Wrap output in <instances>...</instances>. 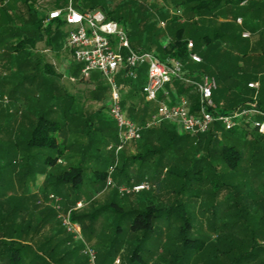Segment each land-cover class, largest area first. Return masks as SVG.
Wrapping results in <instances>:
<instances>
[{
	"label": "rangeland",
	"instance_id": "rangeland-1",
	"mask_svg": "<svg viewBox=\"0 0 264 264\" xmlns=\"http://www.w3.org/2000/svg\"><path fill=\"white\" fill-rule=\"evenodd\" d=\"M243 1L248 2L245 7L241 6ZM73 5L79 11H90L95 6L105 8L111 18L119 21L126 29L135 50L153 52L162 58L164 46L175 40V34L181 30L185 39L194 40L197 54L207 59L203 65H193L191 70L202 69L208 76L216 78V95L220 101L226 98L225 85L228 84L221 81H225L230 69V74L241 83L236 93L232 94L233 97L238 96L239 91L251 98L259 93L247 87L248 82L260 80L258 75L249 74L240 68L232 69L234 63L230 64V61L215 62L214 51L231 49L230 43L223 38L240 46L258 39L264 43V32L259 31L262 26L255 24L257 13L264 12L263 0H221L215 10L208 9L198 14H190V6L184 0H73ZM27 7V0H0V218L3 212L11 211L15 204L21 209H28L15 221L21 225V241L29 243L33 253L41 257V264H101L100 253L110 251L121 216L111 214L110 211L99 216L96 221L91 216L113 201L124 212H128L143 210L151 204L169 207L178 199V205L184 204L190 215L188 217L193 220L194 237L204 239L208 249L215 245L223 249L220 241L230 231L223 224L237 220L234 217L237 211L235 203H238L242 213L256 217L255 221L252 220L254 233L262 231L264 184L257 173L264 168V135L257 131L243 135L221 129L211 140L207 134L191 137L181 132L176 125L166 123L153 129L155 132L144 135L140 141L129 143L120 153L125 157L141 155L150 159L144 165L139 160L131 162L129 174L133 184L149 182L154 189L123 197L116 188L107 187V184H93L95 170H110L118 164L116 161V165L112 164L113 152L108 150L109 146L115 144L112 140L117 138V127L109 115L111 87L97 71L91 73L90 79L83 80L80 74L82 65L73 61L70 76L60 75L63 74L62 49L67 48L71 27L61 26L57 30L52 28L54 34L48 44V36H41L48 26L43 24L42 29L36 27V21L42 13L40 15L37 11H29ZM167 8L168 11L165 10ZM238 17L243 18V26L237 24ZM244 29L252 32V39L241 38ZM26 37L36 39V46L32 48L26 44L24 49L14 52L13 46ZM46 65L53 67L59 76H49L45 72ZM226 66L229 67L227 71L226 68L223 70ZM146 77L147 66L144 65L137 83L144 84ZM119 81L122 87L132 84L135 87L136 84ZM125 89L123 107L130 117L137 113L130 106L132 96H138L140 103H144V99L138 90L134 94L130 88ZM260 100L264 101V90ZM226 103L219 104L221 107L217 105L218 109L228 111L230 106ZM17 107L21 116L14 110ZM43 114H46L47 119L60 123L61 130L57 138L67 150L59 162L60 166L54 169L45 170L42 162L46 156H54L55 153L50 151L40 155L36 150H28V134L26 131L19 134L22 131L19 124L22 118L28 119L25 124L27 131H30L36 119L39 120ZM136 116L139 118L140 114ZM173 132L177 137L171 141ZM145 138L150 139L145 142ZM255 140L259 142L254 147L252 143ZM228 143L238 147L244 156L236 173L228 168L221 156L223 144ZM149 152L155 153L151 156ZM72 166L82 167L84 172V186L79 194L72 192L68 186L59 188L62 191L60 195L55 192L54 186L47 190L48 184L55 183V178ZM200 166L205 175L201 184L194 179L198 177L196 173ZM248 175L250 177H246ZM246 179L252 181L250 187H247L249 192L240 186V182ZM214 180H219V184L223 185L216 195L212 185ZM114 183L117 186H128L126 177H119ZM181 188L184 190L177 198ZM237 192L245 197L239 193L235 195ZM252 195V200L259 205L255 202L251 206L246 205V201L252 202L249 199ZM79 203L82 207L78 206ZM73 213L76 217H82V221L73 223ZM69 214L71 226L66 222ZM178 218L177 215L165 216L155 222V234L145 245L153 253H142L148 264H167L172 259L170 251L176 248L170 249L168 245L178 233ZM238 220L243 222V219ZM242 222L231 228H238L236 231L240 233ZM121 230L123 234L117 240L118 244H115V250L119 251L113 253V264L127 262L129 249L136 239L128 223L122 222ZM260 244L264 247V241L261 240ZM85 246L89 258L83 255ZM89 250L95 258L91 257ZM207 255L195 254L189 264H206ZM61 257L64 259L56 263ZM217 263L227 264V260L219 256Z\"/></svg>",
	"mask_w": 264,
	"mask_h": 264
},
{
	"label": "trees",
	"instance_id": "trees-1",
	"mask_svg": "<svg viewBox=\"0 0 264 264\" xmlns=\"http://www.w3.org/2000/svg\"><path fill=\"white\" fill-rule=\"evenodd\" d=\"M62 1L65 2L66 0H62ZM231 1H235V0H231ZM220 2L221 0H184V3H187L188 6H190V11L195 14H198V12H202L208 9L215 10L220 5ZM56 4L57 6H59V2H57ZM27 8L29 11H34V9L30 6H28ZM95 9H100L104 11L108 15V17L112 19L110 13H107L105 8L100 6H95L93 10ZM42 26H43V17L40 16L39 19L36 21V27L42 29ZM52 33H53L52 24L48 26V29H46L45 33H41V36H44V34L48 36L47 39L48 44H50L49 37L52 35ZM36 43H37L36 39L26 37L24 40L20 41L17 45L13 46L14 48L13 51L15 52L24 49L26 47V44L27 46L29 44L32 46V48H34L36 46ZM163 52H164V58H162L160 55H157L155 53L157 57L162 61H166L167 59H175L178 61H182L184 64L187 63V61H189L188 41L184 39L180 31L179 33H177L175 40L171 42L168 45V47L163 49ZM45 70L46 72L54 73V68L49 67L48 65L45 66ZM187 73L193 75L194 74L196 75L197 73L201 75L202 74L207 75L205 70L202 71L190 70V72ZM126 81H128L129 84L134 83L129 80ZM173 87L177 91V94L179 96H185L186 98L189 99V101L192 104L193 110H196L198 108L199 96L197 91L193 87L186 86L180 82H175L173 84ZM259 108L264 112V110L260 106ZM231 111L225 110L223 112L227 114ZM100 112L101 111H99V113ZM136 114L135 115L131 114L130 117L133 121L139 122V118L136 116ZM45 115L46 114L41 115L39 120L36 119V122L33 124V130L29 129L30 130L28 135L29 139L27 140L26 144L28 150L31 151L36 150L39 154L42 153V155L50 151L55 153L54 156L48 155L44 158L42 164L46 170V168L54 169L59 167L61 164L59 162L62 158L65 157L67 150L66 148L62 147V145L59 143L57 138V135L60 134V130H61L60 123L57 122L56 120L47 119ZM27 129L28 128H23L21 130L27 131ZM221 129L224 128L220 125H217L207 135H209L210 139L212 140L214 136L217 134V131ZM153 131H154L153 129L149 130L145 132L144 135L151 133ZM225 131L231 134L243 133L244 135L245 133L251 134L256 130H252L248 126L243 125L240 128H236L234 130H225ZM176 137H177L176 134L173 132L170 138L171 141L176 140ZM230 138H232V136ZM112 141L113 143L116 144L117 138ZM258 142L259 141L255 140V143H252L254 144V147ZM154 153L155 152H149V155L152 156ZM111 154L113 156L112 164L113 163L115 164V160H116L115 154L114 153ZM221 156L224 162L226 163V165L228 166V168L232 172L234 173L238 172L240 165L242 164L244 159L243 153L241 152V150H239L238 147H236L233 144L230 145L229 143L223 144ZM137 160L141 161L142 165H144L143 164L144 162H150L149 161L150 159H148L145 156L135 155L131 157H125L120 154L118 159V164L120 163V166L117 164V166L114 168V170L116 169V171L115 174L112 173L113 180L118 181L119 177H126V182L128 186L135 185L132 183L133 180L129 174V170L130 167L132 166L131 162L133 163L136 162ZM199 163L201 162L199 161ZM111 168H113V166ZM199 168L200 169L196 173L198 177L194 179L201 184L205 180V175H204L203 167L200 166ZM109 175H110L109 169L95 170L93 172V184H97V185L106 184ZM257 176L262 178L261 180L262 183L264 184V168L262 169V171H259L257 173ZM246 177H250V175ZM240 183H241L240 186H244L245 192L246 190H248L249 192V189H247V187H250L252 181L246 179L244 181H241ZM212 185H213L214 195H216L217 192L220 190V188L223 186L219 184V180L212 181ZM52 186L55 187L54 190L58 195H60L59 193H62L61 189L59 188L65 186H68L72 192L79 194L84 186V172L82 167L72 166L68 168V170L63 171L60 176L55 178V183L48 184L47 190ZM183 190L184 188L180 189L179 193L177 194V198H179V194ZM250 192H252V190H250ZM238 193L239 192L235 193V195ZM241 194L239 193V195L243 197L244 195ZM131 196L132 195L125 197H131ZM249 199L251 200L254 199V196L253 195L252 197L249 196ZM177 200L173 202L172 205H170L169 207H158L155 204H151L145 207V209L143 210L134 209L128 212L126 211L124 212L123 208L120 205H118V203L113 201L112 203L104 206L102 209L96 211L91 216V219L94 221H96L99 216L107 213V211H110L111 214H116L121 216V219L118 222L119 225L116 227V233H115L116 236L113 244H111L110 251L108 253L107 252L100 253V259L102 258L101 264L114 263L113 253L115 254L116 252L119 251V250H115V247H117L115 246V244H118L117 240H119V237L123 234L121 233L122 222H126L129 224L130 230L134 232V235L136 237L133 246L131 247V249H129V256L127 257L128 263L126 262L123 264H148L146 259L143 257L142 253L143 251H145L144 253H148V254L153 253L152 249L149 248L147 249L145 245L147 242H150V239H152V237L155 234L154 233L155 222L158 220H162V218H164L165 216L170 217L172 215H177L179 217L177 222L180 225L178 228V233H176V237L174 238V240L170 241L168 245L170 249L171 248H176V249L170 251L172 259L168 261L167 264H189V261L192 259L193 255L199 253L208 254L206 264H218L217 258L219 256L226 258L227 264H264V247L260 244L261 240L264 241V227H261L262 231L259 234L254 233L252 220L255 221L256 217H254V215L249 217L247 213L246 215L244 214V212L242 213V210L239 209L238 203H235V207L237 211L235 212L234 215V217L235 216L237 217V220L235 221L234 219L231 221H226L223 224L224 227L230 228V231L228 232L227 236L220 241V246H222L223 249H221L219 246H218L219 248H217L216 245L212 246L211 249H208L209 247L204 239H201L199 237L197 238L194 237L195 233H193L194 232L193 220L190 217H188L189 214L186 206L184 204L178 205ZM254 202L255 200H252V202L246 201L245 203L248 206H251L252 204L255 203L258 204L257 201L255 203ZM12 208L13 209L9 212H3L0 218V235H1L0 264H41L39 261L41 257L33 253L29 243H26L27 241L26 242L21 241V237H22L21 236L22 233H20L21 225L17 223L18 221L17 219L20 218L23 215V213L25 214L26 210L28 209L27 208L21 209L19 208L18 204H15V206H13ZM213 208L215 209V205H213ZM227 215L229 216L228 212ZM125 218L126 221H123ZM82 219H83L82 217H76L75 213L71 214V220L73 223H78L79 221H82ZM238 219L241 220L243 219V222ZM167 222L169 224L172 223V221H167ZM240 222H242V226L240 227V233H237L239 229L238 228L233 229L231 227L238 225V223ZM15 225H17V227ZM29 228L30 226L27 227V229ZM86 247L87 246H85V248L83 247L84 256H87L85 252ZM71 252L72 254L75 253V251H71ZM32 255H34L33 258ZM63 259L64 258L61 257L58 261H56V263L57 262L60 263ZM97 263L98 262H96V264Z\"/></svg>",
	"mask_w": 264,
	"mask_h": 264
},
{
	"label": "built area",
	"instance_id": "built-area-1",
	"mask_svg": "<svg viewBox=\"0 0 264 264\" xmlns=\"http://www.w3.org/2000/svg\"><path fill=\"white\" fill-rule=\"evenodd\" d=\"M27 3L42 13L45 26L62 23L71 27L67 47L73 62L82 65L80 74L83 80L90 79L91 73L97 71L110 85L109 115L117 127V143L109 146L108 150L115 154L116 164L120 153L129 143L140 141L145 132L166 123L176 125L181 132L192 137L208 134L217 125L225 130L246 125L264 135V112L259 108L256 98L227 114L220 111L214 101L218 89L214 78L204 75L198 80L195 74L186 72L182 61H162L153 52L135 50L126 29L119 22L110 19L104 11H79L74 7L73 0H27ZM247 4V1H243L241 6ZM237 23L242 25L243 19L238 18ZM242 37L250 39L251 34L244 32ZM188 52L192 63H203L202 58L194 52L191 41L188 42ZM144 65L147 66V77L141 86V93L147 103L156 105V110L146 123L140 124L124 111V89L119 80L137 82ZM175 82L191 86L197 91L199 105L196 110H193L191 102L185 96L170 99L166 88L173 86ZM249 88L258 93L260 85L253 83ZM113 170L114 168L110 169L107 187L116 188L123 197L154 188L149 182L117 186L112 178ZM78 206L82 207V204L79 203ZM69 217L70 214L66 222L71 226ZM89 251L91 255V250ZM91 257L95 258L93 255Z\"/></svg>",
	"mask_w": 264,
	"mask_h": 264
},
{
	"label": "crops",
	"instance_id": "crops-1",
	"mask_svg": "<svg viewBox=\"0 0 264 264\" xmlns=\"http://www.w3.org/2000/svg\"><path fill=\"white\" fill-rule=\"evenodd\" d=\"M27 5H28V3H27ZM28 6H30V5H28ZM30 7H32V6H30ZM242 7H245V6H242ZM32 8L34 9V11H37V13L41 15L40 11L36 10L34 7H32ZM168 9L169 8H167L165 10L168 11ZM189 12H190V14L193 13L191 11H189ZM42 17H43V15H42ZM238 18H242V17H238ZM223 23H224V21H223ZM51 24H52V28H54L56 30L59 29L61 26H65L62 23L61 24L60 23H51ZM51 24H49V25H51ZM243 24H244V20H243ZM243 24L240 25V26H243ZM255 24L256 25H259V26H262V28H260L259 31L263 33L264 32V12L263 13H259V12L257 13V17L255 19ZM163 25L164 24H162V27H163ZM54 29H52L53 32H54ZM179 31L181 33V30H179ZM244 32H249L250 34L252 33L251 31L246 30V29H244ZM243 33L241 35H243ZM53 34L49 37V39L51 37H53ZM222 35H224V34H222ZM175 36H177V34H175ZM241 38L243 40H250V39H252V37L250 39H244L242 36H241ZM186 40L188 42L191 41L194 44V52L197 54V52L195 51V49H196V43L194 42V40H192V39H186ZM223 40L224 41L226 40V41H228L230 43L231 49L230 50H224L225 52L223 51L224 48L221 49V50L218 49V51H214L215 62H217V60H219V61L220 60L230 61V64L231 63H234L232 65V69H233V67H234V69L235 68H240L242 70H246L247 73H249V74L258 75V77L260 78V80L248 82V86L247 87H248L249 90L255 91L254 89L249 88V85L250 84H253V83H258L260 85V88H259V91H258L259 93L257 95H255L254 98H251V97L242 95L243 92L241 93L240 91L238 92L239 95L236 96L237 98L236 97H233L232 94L234 95L236 93L235 90H237V88L239 86H241V83H240L239 80H236V78L233 77L230 74L229 71L231 69L229 70V67L228 68H227V66L226 67H223V70L225 68H226L225 71H227V69L229 70L226 73L227 75H226L225 81H221L222 83L223 82H228V84L225 85L226 86V89H227V93H226L225 100H221L220 101L219 99H217L218 97H217L216 92H215L214 101H215L216 105H218V107H221V106H219V104H221L222 102H224V103L227 102L226 104H228L230 106L229 108L227 107L228 108V111H231L234 108H236L238 106H241V105H243L245 103H248L249 101H251V100H253V99L256 98L258 105L264 110V101L260 100L261 92H262V90H264V43H262L260 41V39H258V40H254V41L251 40L249 44L240 46V45H237L236 42L234 43V41L232 43L231 40L228 39V38H223ZM173 41H171V42H173ZM170 43H168L167 46H164L163 49H165L166 47H168V45ZM131 45H132V43H131ZM233 52H234V54H233ZM62 55H64L63 56V61H62V66H63L62 67V72H63V74L60 73V75H64L65 74L66 76H70V67H71V63H72L73 60H72L71 52L68 49V47L66 48V50H63L62 49ZM197 55H199V54H197ZM199 56L202 58L203 63H201V64H195V63H192L190 60L187 61V63H185L186 72H190V70L193 68V65H196L197 66V65H203V64L206 63V60L207 59H204L201 55H199ZM199 71H202V69H200ZM45 72H46V70H45ZM47 73H49L50 74L49 76H51L52 78L53 77L56 78L57 76H59L58 73L55 72V70H54V73H51V72H47ZM45 77H46V75H45ZM202 77L203 76L201 74H199L197 76V79L200 80ZM210 77H212V78H214L216 80L215 77H213V76H210ZM63 78H65V77L63 76ZM219 79L221 80L220 76H219ZM135 83H136L135 84V87L132 86L133 84L131 86L130 85H128V86L127 85H124L123 86V89H124L123 94L126 93V91H125L126 89L125 88H130L129 89L130 92H132V93L134 92V94H135V90H138V92L141 93V86L143 84L140 85L137 82H135ZM217 85H218V83H217ZM166 91L169 93V96H170V99L171 100H176L177 97L179 96L177 94V91L174 89L173 86H167ZM132 97L133 98H131L132 100L130 101V106L133 108V110H136L137 114H140L139 122H137V123L144 124L154 114V112L156 110V105L155 104H151V103H146L145 100H144V103H140V101L137 100V97L138 96H132ZM135 97H136V99H135ZM141 97L144 98L143 95H142V93H141ZM162 99H163V97H162ZM14 110H16L15 112L16 113L18 112V114H19L18 107L15 108ZM9 112H10V114H12L11 113L12 112V109L9 108ZM21 115L19 114V116H21ZM20 119H21V117H20ZM26 121H28V119H26V118L25 119L24 118L21 119V121H20L19 124L21 125L20 127H22V129L23 128H27L26 127V124H25ZM25 131L23 130V131L19 132V134L20 133L22 134ZM28 132L29 131H26L25 133L29 135ZM153 132H155V131H153ZM232 138H233V136H232ZM147 139L145 138V142H146Z\"/></svg>",
	"mask_w": 264,
	"mask_h": 264
}]
</instances>
